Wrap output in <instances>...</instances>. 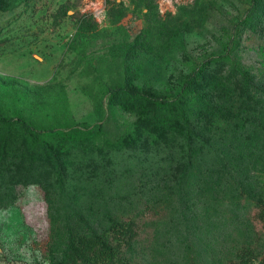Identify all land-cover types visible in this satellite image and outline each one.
I'll return each instance as SVG.
<instances>
[{
    "label": "rangeland",
    "instance_id": "1",
    "mask_svg": "<svg viewBox=\"0 0 264 264\" xmlns=\"http://www.w3.org/2000/svg\"><path fill=\"white\" fill-rule=\"evenodd\" d=\"M251 4L0 0V111L46 129L41 141L57 150L65 182L60 194L32 134L3 130L0 264H57L72 210L129 264H264V92L246 96L230 72L240 66L264 91V1L235 30ZM233 35L229 59L211 65L194 90L199 169L179 194L186 147L176 113L156 125L153 107L110 89L124 84L127 63L139 90L174 98Z\"/></svg>",
    "mask_w": 264,
    "mask_h": 264
},
{
    "label": "trees",
    "instance_id": "2",
    "mask_svg": "<svg viewBox=\"0 0 264 264\" xmlns=\"http://www.w3.org/2000/svg\"><path fill=\"white\" fill-rule=\"evenodd\" d=\"M252 4L245 17L235 24L236 28H245L253 22L258 15L261 4L264 0H251ZM232 44L227 48V52L217 56L203 59L190 71L183 80L180 90L174 98H163L161 96L139 90L131 82L130 69L127 63L124 67V84L110 89L111 96L124 97L133 104L153 107L151 120L154 124L166 119L172 112L176 113L180 125L184 129V140L186 147V163L179 177L177 190L182 194L198 173V162L192 153L194 132L191 127V117L195 115L201 101L197 98L194 90L203 81L207 69L213 65L225 62L236 47L237 38L233 35ZM125 54V59H126ZM230 72L237 76L244 94L251 95L263 93L264 91L257 85L251 83L249 75L242 68L234 63L230 66ZM20 127L25 132L32 134L40 142L41 151L50 159L53 165L54 174L57 180L58 192L64 193V177L60 167L57 150L48 142L41 141V134L46 131L43 128H35L21 117H7L0 111V136L3 130L12 131ZM101 128V126H99ZM65 139V138H63ZM73 137L70 141H73ZM90 136L88 140H92ZM65 143V142H63ZM6 141L1 144V153H5ZM0 203H3L0 190ZM115 231L120 228V224L109 218ZM79 227L80 232L77 231ZM65 236L66 247L62 259L57 264H129L130 259L125 254H120L114 246L92 225L90 220L82 213L72 210L65 216ZM198 264V263H197Z\"/></svg>",
    "mask_w": 264,
    "mask_h": 264
}]
</instances>
